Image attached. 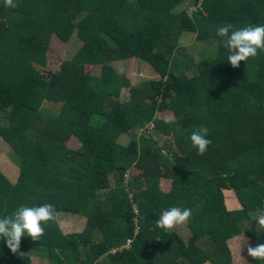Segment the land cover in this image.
<instances>
[{"label":"trees","instance_id":"trees-1","mask_svg":"<svg viewBox=\"0 0 264 264\" xmlns=\"http://www.w3.org/2000/svg\"><path fill=\"white\" fill-rule=\"evenodd\" d=\"M185 1L16 0L12 9L0 0V112L8 115L0 138L19 168L15 183L0 171V218L48 203L86 219L72 234L49 221L43 236H25L16 254L0 240V264H31L30 250L48 264H98L104 256L105 264H232L229 241L244 235L264 243V227L245 228L264 205V51L232 68L216 35L224 24L264 25V0H191L198 3L192 14L176 12ZM73 33L81 47L48 69L50 39L68 42ZM184 33L215 44L191 75L177 40ZM131 58L159 78L132 85L110 65ZM85 65L99 66L100 75ZM121 89L128 101H120ZM43 102L59 103V114L43 113ZM164 110L175 120L163 132L156 114ZM152 120L161 135L136 139ZM201 127L211 144L198 155L190 136ZM126 134L123 146L118 139ZM71 138L77 149L66 145ZM159 143L169 145L166 153ZM161 165L173 169L169 192L159 186ZM131 167L141 188L129 198L133 182L124 185L123 174ZM224 191L234 193L240 210L226 208ZM172 207L192 209L187 241L156 226ZM127 239L129 247L119 250Z\"/></svg>","mask_w":264,"mask_h":264},{"label":"rangeland","instance_id":"rangeland-1","mask_svg":"<svg viewBox=\"0 0 264 264\" xmlns=\"http://www.w3.org/2000/svg\"><path fill=\"white\" fill-rule=\"evenodd\" d=\"M198 3L194 4L191 0H186L184 3H182L179 7L175 9L176 12L188 10L189 14H192L195 9H197ZM171 35L174 33V30L172 29ZM177 40L179 42V45L181 46V53L186 55L187 58L184 60L185 63L190 67V70L188 71V75L193 74L194 68L196 65H199L205 61H207L210 57L214 55V42L211 41H197L196 35L192 33H184L177 37ZM82 42L77 38L76 33H73L71 38L68 42H62L61 40L57 39L56 37H52L50 39V43L48 45V49L46 50V58H47V68L51 70H57L59 69L60 64L65 60H70L74 54L78 51V49L81 47ZM110 65L113 66V68L116 70V72L119 75H125L129 78L132 85H137L141 82L148 81V80H157L159 76L152 70V67L149 66L146 62H143L137 58L135 59H126V60H120L113 63H110ZM85 71L94 76L100 75V67L94 66V65H85ZM128 96V90L127 89H121L119 99L121 101H124ZM60 104L59 103H51V102H43L41 106V111L49 116L55 117L59 114ZM7 113L0 112V124L7 125ZM135 134L138 135V132L136 131ZM135 135V138L138 137H145L148 136L145 133L140 134L139 136ZM130 136L122 135L118 142L121 144H127L129 143ZM66 145L69 148H78L80 146L79 142L76 139L71 138L69 141H67ZM164 145L162 143H159L158 146ZM167 146V145H164ZM166 149V148H164ZM166 153V151H164ZM169 161H172V158L170 155H168ZM0 171L5 175V177L9 180L10 183H15L19 168L15 164L14 159L10 155V148L6 142H4L0 138ZM173 169L161 165L160 166V179H159V186L160 189L164 192H169L170 186H171V173ZM140 177H139V170L135 167H131L130 169L126 170L123 174V184H128L130 182H133V189L129 193L128 197H133L132 194L137 193V191L141 188L140 184ZM112 183V182H111ZM230 191V190H229ZM224 191V203L227 209L232 210L236 207V198L234 196L233 192ZM142 199V198H140ZM137 202L134 201L133 204H136ZM239 204V203H238ZM237 204V205H238ZM238 210L241 209V206L238 205ZM57 218L56 222L58 224V227L60 231L68 232V230H71V225L67 222L69 218L78 217L76 218V221H79L83 226L85 223V218L80 215H71L67 214L65 212H57ZM64 222L65 224H68V230L63 231L60 228V222ZM247 226L245 228H248L251 225H254L255 229L258 230L261 226H259L256 223V215L252 214L250 215V223L246 224ZM80 226V224H79ZM78 226V227H79ZM82 226V227H83ZM77 227V228H78ZM83 228L80 230L82 231ZM173 230L179 235L184 241H187V239L190 237V230L187 227V224H180L173 228ZM76 231L66 233V234H72V233H78ZM80 232V231H79ZM247 244H246V241ZM242 245L240 250V245ZM248 245H251L255 247V241L254 239H249L245 237L244 235H240L233 240L229 241L227 243V247L231 253L232 257V264H250L251 257L248 255L247 247ZM240 251V253H239ZM42 253V252H41ZM41 253H36L34 250L28 251L31 264H48V260L41 256ZM100 261V262H99ZM99 264H105L106 257H102L99 260ZM186 262L184 260H176L175 264H185ZM209 264V263H205Z\"/></svg>","mask_w":264,"mask_h":264},{"label":"clouds","instance_id":"clouds-1","mask_svg":"<svg viewBox=\"0 0 264 264\" xmlns=\"http://www.w3.org/2000/svg\"><path fill=\"white\" fill-rule=\"evenodd\" d=\"M4 4L12 9L18 6L16 0H4ZM216 35L221 38L219 43L229 53L227 63L232 68H239L241 62L256 57L258 51H264V25L249 24L234 30L233 25L224 24L218 26ZM146 129L153 131V120L136 131L143 133ZM207 136V127L196 129L190 136L191 143L197 149L198 155H203L211 144V140ZM57 215L55 207L48 203L32 207L20 206L13 214L0 218V240L5 242L12 254H16L19 252L21 241L25 236L30 237L32 241H38L44 234L42 225L49 221H55ZM191 215L192 209L190 208L172 207L163 210L155 223L159 228L171 230L177 225L186 224ZM256 223L264 227V205L257 209ZM242 245L244 244L240 245V250ZM247 252L251 258L264 260V243H259L255 247L248 245Z\"/></svg>","mask_w":264,"mask_h":264},{"label":"crops","instance_id":"crops-1","mask_svg":"<svg viewBox=\"0 0 264 264\" xmlns=\"http://www.w3.org/2000/svg\"><path fill=\"white\" fill-rule=\"evenodd\" d=\"M132 59H135V58H132ZM135 85V84H134ZM128 90V89H127ZM128 96H129V93H128ZM129 100V97H127L126 99H124V102L125 101H128ZM121 101V100H120ZM156 117L158 118V119H160L161 121H163V122H165V125H162L161 126V129H162V131L164 132L165 130H167V129H169V126L167 125V124H169V123H171L173 120H175V118H174V114H173V112H171V111H167V110H164V111H161V112H158L157 114H156ZM138 132V131H137ZM143 133H145V134H147V135H150V134H153L155 137L156 136H160L161 134L160 133H158V132H156V131H149L148 129H146ZM140 134H142V133H138V135L137 136H139ZM122 136V135H121ZM120 136V137H121ZM119 137V138H120ZM119 140V139H118ZM120 143V142H119ZM121 144V143H120ZM127 144H128V142H127ZM127 144H122L123 146H126ZM160 149H162V151H163V153H164V148L165 147H169V145L168 146H164V145H161V146H158ZM73 149H77V148H73ZM18 177V176H17ZM237 202V201H236ZM238 203H236L235 205H236V207L235 208H233L232 210H236V211H238V205H237ZM228 210H230V209H228ZM240 210V209H239ZM66 213V212H65ZM67 214H71V213H67ZM71 215H76V214H71ZM76 218H78L77 216L76 217H73V218H69V220L67 221L70 225H71V230H68V232H63V234H66V233H70V232H73V231H76V230H79L80 232H81V228H83L84 229V226H85V223H84V226L79 222V221H76ZM86 220V219H85ZM63 222V221H62ZM86 222V221H85ZM79 224H80V226H79ZM79 226V227H78ZM83 226V227H82ZM78 227V228H77ZM61 228V227H60ZM82 229V230H83ZM62 230V229H61ZM79 231H77L78 233H79ZM62 232V231H61ZM100 262V261H99ZM99 262H98V264H99Z\"/></svg>","mask_w":264,"mask_h":264},{"label":"built area","instance_id":"built-area-1","mask_svg":"<svg viewBox=\"0 0 264 264\" xmlns=\"http://www.w3.org/2000/svg\"><path fill=\"white\" fill-rule=\"evenodd\" d=\"M132 211H133V213H134L133 223H134L135 225H137V222H138L137 217H138V214H139V213H138V208H137L136 204H133V205H132ZM135 232H137V228H136ZM130 243H131V239H127V240H126V243H125L123 246H121V247L119 248V250H120V249H123V248H128L129 245H130ZM110 252H111V253H115L116 250H115V249H112Z\"/></svg>","mask_w":264,"mask_h":264}]
</instances>
